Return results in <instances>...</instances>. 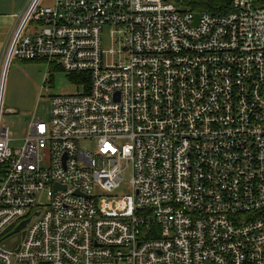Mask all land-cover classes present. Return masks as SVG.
Segmentation results:
<instances>
[{"label":"built area","instance_id":"1","mask_svg":"<svg viewBox=\"0 0 264 264\" xmlns=\"http://www.w3.org/2000/svg\"><path fill=\"white\" fill-rule=\"evenodd\" d=\"M43 1L12 15L0 118L14 60L84 81L19 147L0 125V264H264V0Z\"/></svg>","mask_w":264,"mask_h":264},{"label":"rangeland","instance_id":"2","mask_svg":"<svg viewBox=\"0 0 264 264\" xmlns=\"http://www.w3.org/2000/svg\"><path fill=\"white\" fill-rule=\"evenodd\" d=\"M50 3L51 0L43 1L44 5H50ZM102 45L103 49L106 51L105 59L107 61L110 57L107 51L114 49V45L110 42L107 30L103 31ZM29 63L34 62L14 60L9 65L5 77L6 82L2 97L3 113L0 118V125L6 128L16 140L12 144L14 148L20 146L21 142L19 139L22 138L27 122L32 115L37 119H48L50 96L75 94L78 92L76 86L68 81L65 73L58 70L52 73V82L46 83L43 86V84L40 83L41 77L49 79L47 74L45 76L46 66L43 63H37V66H34L36 64L30 65ZM10 82V87H8ZM129 179L130 176L126 173L124 175V181L118 189L112 192V195L130 194L131 190L126 183ZM15 238L19 240L20 236L16 235Z\"/></svg>","mask_w":264,"mask_h":264},{"label":"crops","instance_id":"3","mask_svg":"<svg viewBox=\"0 0 264 264\" xmlns=\"http://www.w3.org/2000/svg\"><path fill=\"white\" fill-rule=\"evenodd\" d=\"M25 1H27V0H0V55L3 51L7 32L9 29L12 28V26L14 24L12 15L19 13L24 8V5L26 3ZM29 64L30 65L36 64L34 66H37V63H29ZM5 79H4V83H3V90H4L5 82H6ZM42 81L44 82V77H41V80H40V83L43 84ZM10 84H11V82L8 84V87H10ZM40 88H39V91H40ZM38 96H39V93H38ZM2 97H3V92H2ZM32 117L36 118V117H34V115H32ZM32 117H30V118H32Z\"/></svg>","mask_w":264,"mask_h":264},{"label":"trees","instance_id":"4","mask_svg":"<svg viewBox=\"0 0 264 264\" xmlns=\"http://www.w3.org/2000/svg\"><path fill=\"white\" fill-rule=\"evenodd\" d=\"M179 1V0H174ZM186 6L191 8L192 10H211V11H217L216 9H219L218 6H220L223 3H227V0H181ZM49 83L52 82V73L55 71V68L49 69ZM68 81L71 84H78L81 81L83 82V78L78 75H66Z\"/></svg>","mask_w":264,"mask_h":264},{"label":"water","instance_id":"5","mask_svg":"<svg viewBox=\"0 0 264 264\" xmlns=\"http://www.w3.org/2000/svg\"><path fill=\"white\" fill-rule=\"evenodd\" d=\"M197 18V17H196ZM38 213H36V215H37ZM29 221V219H27V220H25V221H23L18 227H16L11 233H9L8 235H10V234H13V233H16V232H19L20 230H22L24 227H25V225H26V223ZM10 227H8L7 229H9Z\"/></svg>","mask_w":264,"mask_h":264}]
</instances>
